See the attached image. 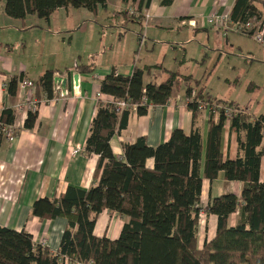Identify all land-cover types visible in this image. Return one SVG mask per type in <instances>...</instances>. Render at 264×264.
I'll list each match as a JSON object with an SVG mask.
<instances>
[{
    "label": "trees",
    "instance_id": "1",
    "mask_svg": "<svg viewBox=\"0 0 264 264\" xmlns=\"http://www.w3.org/2000/svg\"><path fill=\"white\" fill-rule=\"evenodd\" d=\"M121 1L125 10L112 13L114 19L121 20L120 36L131 24L143 26L144 11L152 4V0ZM174 1L163 0L162 5L171 6ZM69 7L93 14L109 8L108 0H5V14L18 21L36 15L48 23L57 10ZM229 18L233 23L264 18V0H236ZM96 67L95 61L81 63L67 74L69 78L74 72L93 74ZM152 71H162L166 77L158 82L154 74L153 80L145 83ZM57 73L64 74L49 69L37 81L47 100L55 98ZM192 78L162 65L136 66L130 76L113 67L100 84L101 94L113 100H99L84 147L87 156H98L94 185L87 190L70 186L59 197L40 198L33 205V215L40 220H67L59 250L53 253L35 243L26 230L0 226V264H264V115L252 118L235 102L207 98L202 90L186 86L184 97L193 114L190 133L175 129L170 139L157 147L139 137L124 144L123 157L111 148V139L127 129L135 108L143 116L151 106L168 105L173 93L184 85L181 82ZM22 80L26 79L11 78L7 85L11 96H16ZM117 102H125L126 107L119 109ZM202 104L217 111L208 113L206 142L197 125L204 111ZM226 110L232 114L226 116ZM38 119V109L29 110L24 129L34 130ZM15 121L14 109L1 110L0 145L6 140V128L13 127L18 134ZM227 124L238 139L234 160L224 159L221 151ZM221 172L227 182L241 184L240 197L226 193L203 207L204 181H215ZM202 210L217 217V229L200 248ZM104 211L125 220L116 240L94 233ZM235 214L237 220L231 225Z\"/></svg>",
    "mask_w": 264,
    "mask_h": 264
},
{
    "label": "crops",
    "instance_id": "2",
    "mask_svg": "<svg viewBox=\"0 0 264 264\" xmlns=\"http://www.w3.org/2000/svg\"><path fill=\"white\" fill-rule=\"evenodd\" d=\"M162 1L152 0L151 7L144 11L143 25H155L162 29H173L174 25H178L198 32L209 28L207 19L214 14L229 16L236 0H175L171 6H163ZM108 7L107 11L99 9L95 14L72 7L59 9L47 23L36 15L28 16L25 21L14 20L5 14V0H0V112L3 108L16 111L14 127L18 132L13 142L5 140L0 145V226L16 231L26 230L32 234L35 243L47 246L53 253L59 250L67 220H40L33 215L35 201L59 197L70 186L87 190L94 185L98 156H87L84 147L99 100H113L101 94L100 84L113 67L118 73L130 76L136 66H148H141L134 60L126 67L125 62L113 60L104 66L96 63L93 74L74 72L69 78L68 70L81 63L95 61L92 52L82 55L80 50L76 51L68 45L72 40L70 34L75 35L89 24L105 19L107 14L114 19L112 13L126 8L121 0H108ZM217 28L227 37L228 32H232L227 28ZM141 38L140 43L145 37ZM49 69L62 71L64 74L57 73L56 77L68 81L65 88L64 84H56L53 100H47L37 87L39 77ZM154 74L159 82L161 74L152 71L145 77V83L153 80ZM20 76L36 86L34 89L19 86L16 96H11L7 85L11 78ZM75 76H79L77 85L74 84ZM187 101L183 94L175 91L168 105L151 106L146 115H139L135 108L127 129L111 139L114 154L123 157L124 144L134 143L139 137H145L149 146L157 147L167 142L175 129L190 133L193 114L187 107ZM31 103H38L39 119L36 128L29 131L24 129V124ZM208 120L206 111H202L197 118L204 142ZM221 151L224 159L234 160L238 156L237 135L231 133L228 124L223 130ZM261 174L263 178L264 161ZM226 193L240 197L241 184L227 182L223 172L213 182L204 181L203 207ZM204 214V224L201 222L199 228L200 248L205 240L214 237L217 229V217ZM236 220L237 214L231 217V225ZM124 222L117 214L104 211L98 218L94 233L97 237L116 240Z\"/></svg>",
    "mask_w": 264,
    "mask_h": 264
},
{
    "label": "rangeland",
    "instance_id": "3",
    "mask_svg": "<svg viewBox=\"0 0 264 264\" xmlns=\"http://www.w3.org/2000/svg\"><path fill=\"white\" fill-rule=\"evenodd\" d=\"M94 24L70 34L72 40L67 44L82 55L95 54L98 66L113 60L125 62L126 67L134 60L141 66L162 65L180 75L193 76L190 82H181L184 85L179 93L184 96L187 85L202 90L207 98L235 102L252 118L264 115V45L253 37L235 32H228L227 37L216 26L197 32L178 25L162 29L139 24H131L120 36V20L109 18V14ZM142 36L145 39L140 43ZM125 55L129 56L123 59ZM158 72L161 82L166 75ZM201 213L200 223L204 224V210Z\"/></svg>",
    "mask_w": 264,
    "mask_h": 264
},
{
    "label": "built area",
    "instance_id": "4",
    "mask_svg": "<svg viewBox=\"0 0 264 264\" xmlns=\"http://www.w3.org/2000/svg\"><path fill=\"white\" fill-rule=\"evenodd\" d=\"M207 25L227 28V30H230L232 32L243 34L246 36H251L254 38V40L257 43L264 45V18H261L259 20L257 18H253L247 22L233 23L230 21L229 16L225 17V16H219L217 14H214L213 16L207 19ZM19 86L26 87L29 89L35 88V84L29 80L19 81ZM98 96L100 97L101 94H98ZM115 104H116V107H118L119 109H123L126 107L125 102H117ZM37 109L38 108L35 103H31L29 105V110L36 111ZM201 109H203L204 111H207V113L217 112L216 108L212 107L209 104H202ZM225 114L226 116H230L232 112L230 110H226ZM13 129H14L13 127H10V128H6L5 130L6 140H8L9 142H13L17 137V134L15 133Z\"/></svg>",
    "mask_w": 264,
    "mask_h": 264
},
{
    "label": "water",
    "instance_id": "5",
    "mask_svg": "<svg viewBox=\"0 0 264 264\" xmlns=\"http://www.w3.org/2000/svg\"><path fill=\"white\" fill-rule=\"evenodd\" d=\"M79 80V76L74 77V84L77 85ZM67 80L63 79L62 77H56L55 78V84H64V88L67 85Z\"/></svg>",
    "mask_w": 264,
    "mask_h": 264
}]
</instances>
